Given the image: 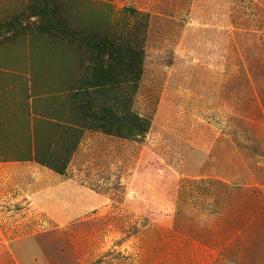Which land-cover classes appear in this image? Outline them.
Instances as JSON below:
<instances>
[{
  "label": "rangeland",
  "instance_id": "obj_1",
  "mask_svg": "<svg viewBox=\"0 0 264 264\" xmlns=\"http://www.w3.org/2000/svg\"><path fill=\"white\" fill-rule=\"evenodd\" d=\"M0 137V264H264V0H0Z\"/></svg>",
  "mask_w": 264,
  "mask_h": 264
},
{
  "label": "crops",
  "instance_id": "obj_2",
  "mask_svg": "<svg viewBox=\"0 0 264 264\" xmlns=\"http://www.w3.org/2000/svg\"><path fill=\"white\" fill-rule=\"evenodd\" d=\"M4 137V136H3ZM0 140H4V138H2V137H0ZM1 155H3L2 153H0V156ZM0 164H1V162H0ZM38 179V178H37ZM18 241H20V240H17L16 242H18ZM27 241V243L28 244H30L31 243V240H26ZM30 241V242H29ZM16 246V245H15ZM22 247V246H21ZM17 252L19 251L18 250V246H17V248L15 249ZM24 250L22 249V252H23ZM27 251H29L28 249H27ZM224 264H229V262H224Z\"/></svg>",
  "mask_w": 264,
  "mask_h": 264
},
{
  "label": "trees",
  "instance_id": "obj_3",
  "mask_svg": "<svg viewBox=\"0 0 264 264\" xmlns=\"http://www.w3.org/2000/svg\"><path fill=\"white\" fill-rule=\"evenodd\" d=\"M67 125H71L70 123H66ZM69 127V126H68ZM70 128V127H69ZM67 131H69V129L68 130H64V133H68ZM0 160H2V161H8L6 158H0Z\"/></svg>",
  "mask_w": 264,
  "mask_h": 264
}]
</instances>
